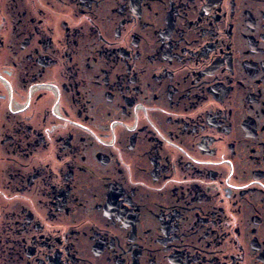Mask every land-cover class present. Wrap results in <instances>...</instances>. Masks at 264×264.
<instances>
[{"label":"flooded vegetation","instance_id":"flooded-vegetation-1","mask_svg":"<svg viewBox=\"0 0 264 264\" xmlns=\"http://www.w3.org/2000/svg\"><path fill=\"white\" fill-rule=\"evenodd\" d=\"M0 264H264V0H0Z\"/></svg>","mask_w":264,"mask_h":264}]
</instances>
